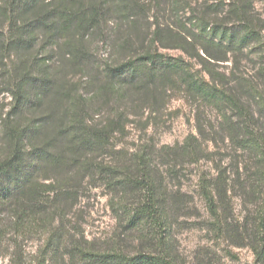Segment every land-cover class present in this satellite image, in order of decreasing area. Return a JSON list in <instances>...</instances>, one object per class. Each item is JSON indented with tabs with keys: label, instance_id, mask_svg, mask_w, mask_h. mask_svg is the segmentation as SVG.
<instances>
[{
	"label": "trees",
	"instance_id": "trees-1",
	"mask_svg": "<svg viewBox=\"0 0 264 264\" xmlns=\"http://www.w3.org/2000/svg\"><path fill=\"white\" fill-rule=\"evenodd\" d=\"M47 1H0V100L11 99L0 106V254L22 257L20 242L5 245L14 233L42 241L41 264H184L175 229L196 217L264 264V17L253 0ZM95 37L113 47L104 62ZM250 61L260 66L247 77ZM175 92L196 134L128 147L130 118L161 114ZM95 190L118 223L104 240L84 229Z\"/></svg>",
	"mask_w": 264,
	"mask_h": 264
},
{
	"label": "rangeland",
	"instance_id": "rangeland-1",
	"mask_svg": "<svg viewBox=\"0 0 264 264\" xmlns=\"http://www.w3.org/2000/svg\"><path fill=\"white\" fill-rule=\"evenodd\" d=\"M1 1V0H0ZM48 0L47 2H50ZM204 0H200L203 2ZM55 2V0H53ZM209 3L200 4L201 10L206 9ZM256 11H258L262 17H264V0H253ZM227 5V3H226ZM219 8L218 11H225L229 7ZM208 11V10H207ZM212 16L216 12L208 11ZM222 12L219 13L221 15ZM115 25L106 26V31L109 36L116 38ZM92 47L99 53L98 59L100 62H104L114 54L113 47L109 42L105 43L100 37L92 39ZM169 57L179 56L177 51L165 52ZM61 60V58L58 60ZM260 62L250 61L242 69L246 72V76L251 77L255 75L259 68ZM229 69H218L219 71L227 72L232 70L231 63H225ZM78 78V77H76ZM3 98V97H2ZM8 96L0 100V106L5 105L7 108L10 102ZM1 109V107H0ZM148 119V120H147ZM127 137L123 139V142L130 148H137L146 141L149 143H156V145H168L175 146L183 144L185 140L196 134V124L192 112V104L185 101L179 94L175 92L171 96V99L167 106L164 108L161 114H146L144 117H131L129 125L127 127ZM186 172H183V174ZM197 168L191 167L188 173L183 176V181L186 184H196ZM238 214L245 216V210L241 207L238 201L236 202ZM88 213L87 222L84 225L87 236L91 239H108L117 229V219L115 212L110 205V197L103 190H95L91 195V199L87 202ZM200 211L203 217L205 216V210L203 204L199 203ZM204 218H192L184 221L179 227L175 229L176 241L174 246L180 256V260L184 264H256L257 259L250 247L237 248L225 244L223 241H216L210 233H208ZM8 241H5V245L16 244V241L20 242L23 247V255L18 258L15 254L14 246L6 253L0 254V264H41V258L39 251L41 249L42 241L38 237L33 240L24 242L19 238L17 234L6 235ZM18 239V240H17ZM11 240L12 242L9 243ZM18 252V251H17ZM50 256H48L49 258ZM22 258H25L23 261ZM49 264V262L47 263ZM52 264V263H50ZM58 264H62L61 260Z\"/></svg>",
	"mask_w": 264,
	"mask_h": 264
}]
</instances>
